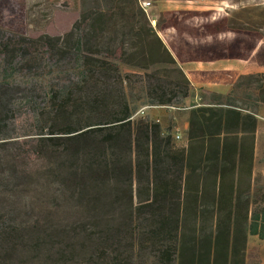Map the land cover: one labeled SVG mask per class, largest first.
Instances as JSON below:
<instances>
[{"label":"trees","instance_id":"16d2710c","mask_svg":"<svg viewBox=\"0 0 264 264\" xmlns=\"http://www.w3.org/2000/svg\"><path fill=\"white\" fill-rule=\"evenodd\" d=\"M20 4L0 0V16L23 21ZM201 15L165 11L154 26L141 0H81L62 34L0 22V264H247L249 236L264 240V72L201 89L183 145L134 117L189 104L186 62L264 65L263 28ZM18 116L33 130H11Z\"/></svg>","mask_w":264,"mask_h":264},{"label":"rangeland","instance_id":"374dc122","mask_svg":"<svg viewBox=\"0 0 264 264\" xmlns=\"http://www.w3.org/2000/svg\"><path fill=\"white\" fill-rule=\"evenodd\" d=\"M19 6H24L23 21H18V15L1 17L0 22L10 28L17 27L24 30L27 34L51 33L54 35L62 34L66 29L73 25L81 12V0H17ZM150 2L146 8L147 13L155 26L160 14L165 11L180 10L185 12H202L211 16L201 15L200 19L205 22L208 18L219 19L223 14L225 18L232 19L235 24L264 29V0H141ZM18 5V3H15ZM18 6V7H19ZM22 17V16H21ZM11 18L12 23L7 25V19ZM190 19L189 22H193ZM241 73L264 72V65L257 62L245 61H224V65ZM218 64L212 65L216 66ZM125 71L138 72L135 69L124 66ZM201 91L197 100L200 99ZM210 100V98H207ZM191 101H187L190 104ZM143 104L140 103V106ZM188 111H173L166 109H152L145 114L147 118L159 120L165 130L171 129L173 136L180 134V139H175L178 144L183 145L186 139V123ZM16 130L19 135L33 130L23 116H18L10 129ZM175 138V137H174ZM263 156V154H262ZM261 157V156H260ZM259 159L257 174L254 182L256 192L264 193V161ZM247 264H264V240L250 237L248 240V260Z\"/></svg>","mask_w":264,"mask_h":264},{"label":"crops","instance_id":"0c3cea01","mask_svg":"<svg viewBox=\"0 0 264 264\" xmlns=\"http://www.w3.org/2000/svg\"><path fill=\"white\" fill-rule=\"evenodd\" d=\"M263 44V42L260 44V46ZM260 47H258L259 49ZM257 51V50H256ZM256 51L254 53H256ZM224 61H231V60H218V61H210V62H203V61H190L182 64V68L187 74V76L192 81V84L194 86V94L191 98H189L187 101L197 100V97L199 95V91L201 89H206L211 92H218L226 94L231 89L232 81L229 79L231 77L230 75L226 73H233L234 71L232 68L227 67V64L221 65L224 63ZM238 61V60H235ZM239 61H245V62H256L255 60H239ZM260 64L259 62H257ZM218 64L216 66H212ZM236 74H246L241 73L239 70H235ZM232 78V77H231ZM188 115V114H187ZM258 128H257V134H256V148H255V167H254V174H257V165L259 159H262L261 161H264V105H262L258 112ZM188 127V120L186 123V129ZM263 154V156H262ZM261 156V157H260ZM257 238L260 240L257 236H249ZM262 241V240H261Z\"/></svg>","mask_w":264,"mask_h":264},{"label":"built area","instance_id":"2783aa9c","mask_svg":"<svg viewBox=\"0 0 264 264\" xmlns=\"http://www.w3.org/2000/svg\"><path fill=\"white\" fill-rule=\"evenodd\" d=\"M150 2H143L142 5L146 9L148 6H150ZM193 106L191 104H172V105H144L142 106L135 114L134 117L136 116H144L148 110L152 109H166V110H173V111H188L192 108ZM159 122V120H155ZM175 139H180L181 135L177 134L174 136Z\"/></svg>","mask_w":264,"mask_h":264},{"label":"clouds","instance_id":"9594fccd","mask_svg":"<svg viewBox=\"0 0 264 264\" xmlns=\"http://www.w3.org/2000/svg\"><path fill=\"white\" fill-rule=\"evenodd\" d=\"M147 11V10H146Z\"/></svg>","mask_w":264,"mask_h":264}]
</instances>
